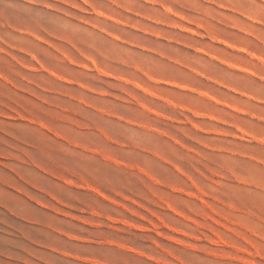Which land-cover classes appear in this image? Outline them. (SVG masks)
Segmentation results:
<instances>
[{
	"label": "rangeland",
	"instance_id": "rangeland-1",
	"mask_svg": "<svg viewBox=\"0 0 264 264\" xmlns=\"http://www.w3.org/2000/svg\"><path fill=\"white\" fill-rule=\"evenodd\" d=\"M0 264H264V0H0Z\"/></svg>",
	"mask_w": 264,
	"mask_h": 264
},
{
	"label": "bare ground",
	"instance_id": "bare-ground-1",
	"mask_svg": "<svg viewBox=\"0 0 264 264\" xmlns=\"http://www.w3.org/2000/svg\"><path fill=\"white\" fill-rule=\"evenodd\" d=\"M90 60H92V59H90Z\"/></svg>",
	"mask_w": 264,
	"mask_h": 264
}]
</instances>
